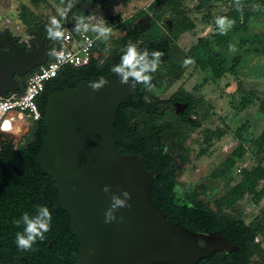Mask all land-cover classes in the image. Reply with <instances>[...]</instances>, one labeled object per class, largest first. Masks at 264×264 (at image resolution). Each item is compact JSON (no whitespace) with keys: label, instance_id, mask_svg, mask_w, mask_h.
Returning <instances> with one entry per match:
<instances>
[{"label":"trees","instance_id":"16d2710c","mask_svg":"<svg viewBox=\"0 0 264 264\" xmlns=\"http://www.w3.org/2000/svg\"><path fill=\"white\" fill-rule=\"evenodd\" d=\"M251 1L240 0V10L237 11L235 0H232L229 9L216 14L213 19L215 29L210 38L199 37L197 42L189 48L187 54L170 64L173 73L167 77L165 87L176 80L186 68L182 66V61L185 58H191L196 67L208 70L214 78H220L225 74L235 77L236 88L240 92L243 91L244 84L239 75L244 52L264 57V27L260 31L249 32L255 19L264 18V4L259 3L254 8L246 7ZM164 2L166 0H154L156 5ZM218 16H226L235 21L226 34L221 35L217 29L215 19ZM150 23L151 27L152 22L150 21ZM171 24L175 28L172 20ZM166 26L168 27L167 23ZM235 35L239 36L240 50H237L229 58L227 51L230 49L229 46H232V37ZM133 38L135 41L141 39L138 44L141 49L147 48L150 52L162 50L165 53L162 63L166 61L169 44H173V41L166 35L147 37L139 32L135 33ZM98 43L97 40L96 45ZM117 44L120 48L113 50L111 60L107 58L105 61L99 62L98 59L92 58L87 65L78 67L67 65L54 78L47 81L42 94L37 99L41 115H44L45 98L52 91L73 87L82 80L110 73L112 66L119 63L121 49L124 47L121 42H117ZM152 76V83L155 85L153 90H155L159 88L163 78L157 71ZM129 83L133 88L132 95L127 103L119 106L113 126L117 150L124 154L141 155L145 168L156 174L150 194L155 204L165 212L167 220L179 222L190 230H221L228 241L237 245V248L228 254L215 252L209 257L199 260L197 264H264V248L261 247V243L264 242V212L262 216L256 217L249 223H245L241 217L226 215L227 209L236 200L246 192L253 191L257 183L264 181V130L254 141L255 165L244 172L222 202L218 200L220 212L225 214L220 216L202 201L197 200V193L194 190L183 194L177 190V179L174 170L171 169L173 158L166 151V148L173 150L175 146L171 143V129L161 123L162 118L159 111L163 112L167 109L163 106L171 105L174 101H185L186 97L175 93L168 99L159 100L157 97H149V91L145 90L142 85H134L132 81ZM253 99L259 101L264 111V96H259L254 89H249L241 97L237 108L244 109ZM156 106L158 108H155ZM191 107L190 104L188 110ZM182 119L186 123L184 116ZM45 131L46 128L41 118L32 123L30 132L32 138L22 146L13 147L10 143L1 145L0 246H16L15 234L22 228L17 227L14 221L25 212L30 215L34 214L36 205H46L50 209L52 217H69L56 201L57 192L52 178L41 172L36 159V152L41 146ZM162 140L164 143L161 142ZM204 152L202 151V154ZM244 152V145L232 148L229 156L225 157L213 169L210 176L215 179L227 175L234 167L236 159L241 158ZM253 199L256 203L264 200V185L260 189L254 190ZM36 245L37 243L33 247Z\"/></svg>","mask_w":264,"mask_h":264},{"label":"water","instance_id":"95a60500","mask_svg":"<svg viewBox=\"0 0 264 264\" xmlns=\"http://www.w3.org/2000/svg\"><path fill=\"white\" fill-rule=\"evenodd\" d=\"M0 44L4 97L24 88V77L50 56L42 41L26 49L9 32ZM101 79L108 83L99 91L88 86ZM132 92L130 83L120 84L110 72L54 90L45 98L46 131L36 159L41 172L52 178L56 201L70 218L77 239L75 264H197L215 252L234 251L237 245L221 230H190L167 220L150 194L156 174L145 168L141 155L117 150L113 128L117 110ZM105 185L109 193L102 191ZM122 190L131 194V207L115 212L123 222L105 224L110 195Z\"/></svg>","mask_w":264,"mask_h":264},{"label":"rangeland","instance_id":"374dc122","mask_svg":"<svg viewBox=\"0 0 264 264\" xmlns=\"http://www.w3.org/2000/svg\"><path fill=\"white\" fill-rule=\"evenodd\" d=\"M231 1L166 0L156 5L154 0H102L99 2L102 3L101 6H95L91 12L102 16L112 28L109 39H99L94 48L92 58L98 59L99 62L107 58L111 60L113 50L120 48L117 42L124 46L129 42L139 44L141 39L135 41V33L141 32L147 37L166 35L173 41V44L168 46L166 61L161 63L157 70L163 78L160 86L149 91L148 95L159 99H168L175 93L189 97L192 106L190 110L197 120L194 126L182 123L172 107L166 105L164 117L169 120L171 143L175 146L173 150L166 148V151L172 155L175 163L178 192L183 194L194 190L197 193L196 199L220 216L225 214L220 212L218 200L222 202L244 172L256 163L254 141L264 130V111L256 99L251 100L244 109L237 107L241 97L249 89H254L259 96H264V57L244 52L239 75L244 84V90L241 92L236 88L235 77L230 74L214 78L208 70H201L194 64L187 66L168 87L165 85L167 77L173 73L170 64L187 54L199 37L210 38L215 29V15L229 9ZM24 2L28 3V0H0V20L4 23L8 18L10 26H20L16 10L20 9ZM259 3L264 4V0H252L246 7L258 6ZM142 18L143 25L140 22ZM164 20H172L175 28L173 24L171 28L167 27ZM263 27L264 18L259 17L254 20L249 32L260 31ZM21 34V37L28 38L24 30ZM238 41V35L232 37L235 51H227L229 58L240 50ZM27 121L32 120L27 118ZM30 132L31 128H24L15 134L0 132V148L3 143H10L13 147L22 146L32 138ZM237 145L245 146L243 156L236 159L234 167L227 175L213 179L210 176L213 169L229 156L232 148ZM202 151H205L204 154ZM263 185L264 181H260L254 190ZM254 190L246 192L236 200L227 209L226 215L241 217L245 223L262 216L264 200L256 203L253 199ZM261 247L264 248V242Z\"/></svg>","mask_w":264,"mask_h":264},{"label":"clouds","instance_id":"9594fccd","mask_svg":"<svg viewBox=\"0 0 264 264\" xmlns=\"http://www.w3.org/2000/svg\"><path fill=\"white\" fill-rule=\"evenodd\" d=\"M78 0H60V5L56 6V15L50 17L46 25L48 37L53 41H61L65 36V27L63 21L68 19V13L76 6ZM237 11L240 10V0H235ZM257 7V6H253ZM73 22L72 31L77 34H84V40L87 47H91L95 40H107L112 34V28L108 22L102 17L92 13L84 14L83 12H74L71 17ZM235 21L226 16H218L215 24L221 35L226 34ZM94 34V39L87 34ZM230 51H235L234 46H229ZM48 55L61 62L69 59L64 51H58L56 48L49 50ZM165 53L162 50L149 51L147 48L141 49L138 44L129 42L121 49L119 63L114 64L110 71L119 79V83L129 84L130 81L134 85H142L145 90L152 91L155 85L152 83L153 76L160 64ZM194 63L191 58H185L182 66L187 67ZM108 83L107 80H99L91 82L88 86L93 91H99ZM133 85V86H134ZM104 193H109L107 185L102 189ZM131 194L122 190L120 195H110V206L104 212V223L109 224L114 221L123 222L124 217H117L115 212L121 208H130L128 201ZM17 227L22 226V230L15 234V244L19 250L28 251L33 249V245L37 240L43 241L45 234L51 230L52 213L46 205H36L34 214L30 215L25 212L21 217L14 221Z\"/></svg>","mask_w":264,"mask_h":264},{"label":"flooded vegetation","instance_id":"af4514ba","mask_svg":"<svg viewBox=\"0 0 264 264\" xmlns=\"http://www.w3.org/2000/svg\"><path fill=\"white\" fill-rule=\"evenodd\" d=\"M101 1L102 0H78L76 6L71 10V15L68 16L67 20L63 21L65 29L72 31L73 22L71 21V17L74 12L81 11L84 14H89L95 6L98 5L100 7L99 2ZM59 5L60 0H28V3H22L19 7L20 9H15L20 22V26L18 25L17 27H19L21 31L24 30L28 38L25 39L21 37V32L20 34L13 33L9 23L10 20L6 18L4 23L0 20V42L5 41V34L6 32H9L12 35V38L19 45H24L26 49H31L33 43L36 45V42L40 40L46 49L51 50L56 46L58 41H53L48 37L46 25L48 24L50 17L57 14L56 6ZM143 21L144 19L142 18L140 20L142 25ZM164 21L167 23L168 27L171 28L172 24L170 20ZM3 47L5 48L6 46ZM15 78L18 81L23 79L18 76H15ZM147 102H149V99H147ZM190 104L191 101L189 97H186L185 101L177 100L168 106L172 107L174 113L180 118V120L184 116L186 123L189 126H194L197 120L194 117L193 112H191L190 109L188 110ZM155 108H158V106ZM166 110L163 112H161V110L159 111L165 127L169 126V120L164 117ZM181 122L185 123L183 119ZM29 127L30 124L17 128L13 134L18 131H23L24 128L29 130L31 128ZM158 138L161 140L159 136ZM161 142L164 143V140ZM171 169H173L175 173L174 161L171 163ZM70 224L69 217H52L51 230L45 234V239L43 241L37 240V245L36 247H33L32 250L22 251L16 246H0V264H75L78 259L77 239L71 232ZM20 228H22V226Z\"/></svg>","mask_w":264,"mask_h":264},{"label":"built area","instance_id":"2783aa9c","mask_svg":"<svg viewBox=\"0 0 264 264\" xmlns=\"http://www.w3.org/2000/svg\"><path fill=\"white\" fill-rule=\"evenodd\" d=\"M171 22V21H170ZM94 39V34H87ZM97 40L89 48L84 40V34L73 33L65 29V36L58 41L55 48L64 51L69 59L61 62L53 57L25 76V87L18 92H9L0 96V132L13 134L17 128L27 126L42 118L37 99L44 90L47 81L67 65L74 67L87 65L93 56ZM31 118L32 121H27ZM239 170V169H238Z\"/></svg>","mask_w":264,"mask_h":264},{"label":"crops","instance_id":"0c3cea01","mask_svg":"<svg viewBox=\"0 0 264 264\" xmlns=\"http://www.w3.org/2000/svg\"><path fill=\"white\" fill-rule=\"evenodd\" d=\"M18 25H16L14 28L11 26V31L15 34H20L21 30L19 29V27H17Z\"/></svg>","mask_w":264,"mask_h":264}]
</instances>
